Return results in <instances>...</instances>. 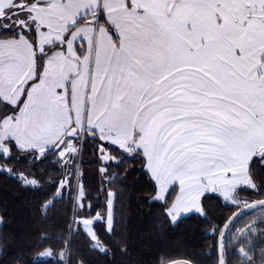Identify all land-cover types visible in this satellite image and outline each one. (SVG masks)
Segmentation results:
<instances>
[{
    "label": "snow or ice",
    "instance_id": "obj_1",
    "mask_svg": "<svg viewBox=\"0 0 264 264\" xmlns=\"http://www.w3.org/2000/svg\"><path fill=\"white\" fill-rule=\"evenodd\" d=\"M89 144L142 156L157 199L264 145V0H0V153Z\"/></svg>",
    "mask_w": 264,
    "mask_h": 264
},
{
    "label": "trees",
    "instance_id": "obj_2",
    "mask_svg": "<svg viewBox=\"0 0 264 264\" xmlns=\"http://www.w3.org/2000/svg\"><path fill=\"white\" fill-rule=\"evenodd\" d=\"M9 147L10 153H0V264H166L177 259L221 264L219 239L237 213L223 238V263H264V220L258 223L259 232L251 244L246 237L235 238L237 230L264 209L243 210L264 199V167L255 157L249 165L253 187L241 186L235 193L243 205L207 193L201 200L202 213L173 221L167 209L175 189L164 201L157 200V185L142 156L109 145L117 159L104 162L89 144L67 175L58 156L37 159L14 145ZM101 167L106 171H99ZM66 177L68 185L61 187ZM80 186L84 212L76 204ZM109 192L114 196L111 228L105 221L93 225L100 249L84 230H74V225L79 216L105 213ZM240 248L247 251V257ZM47 250L52 256L41 257Z\"/></svg>",
    "mask_w": 264,
    "mask_h": 264
},
{
    "label": "crops",
    "instance_id": "obj_3",
    "mask_svg": "<svg viewBox=\"0 0 264 264\" xmlns=\"http://www.w3.org/2000/svg\"><path fill=\"white\" fill-rule=\"evenodd\" d=\"M259 147H264V145H259V146L253 145L245 149L243 152L236 153L234 155V159L237 161V163L230 166L229 168L215 172H210L206 174L203 180L197 179L191 185L185 184L183 188L179 187L178 185H170V186L166 185L165 186L166 194L165 192H163L162 195L163 198L162 199L156 198V199L160 201H164L167 195L169 194V192L172 189H175L174 198L168 209L170 210L171 208L176 206L177 202L181 200V204H180L181 206L178 208L180 209L179 211H181V213H184L185 212L184 210L188 208L189 205L195 206L196 204H200L199 206L201 207L202 210L201 200L202 197L207 193H217L221 195L225 201L233 199L235 197L236 190L239 187L251 184V180L249 178V165L251 163L252 156L250 155V153L253 151V149L258 151ZM157 194H158V186H157ZM182 205L183 206L186 205V206L182 207ZM202 211L191 212V213H202Z\"/></svg>",
    "mask_w": 264,
    "mask_h": 264
},
{
    "label": "rangeland",
    "instance_id": "obj_4",
    "mask_svg": "<svg viewBox=\"0 0 264 264\" xmlns=\"http://www.w3.org/2000/svg\"><path fill=\"white\" fill-rule=\"evenodd\" d=\"M110 154L112 155L111 152H110ZM58 158L63 161L64 166L67 170V175H69L72 161L67 156H65V157L58 156ZM79 158H80V155L77 159H79ZM101 159H102V157H101ZM65 160H68V163H65L64 162ZM78 171H79V169H77V173H78ZM68 179H69V177H66L65 179H63L60 182L62 185L61 187L68 185ZM77 180H78V175H77ZM245 186L253 187V183L251 182L250 185H245ZM79 189H80V191H78V193L76 195V204H77V207L80 208V210L82 212H84V207L81 208L80 205L83 204L85 206L86 203L83 201V191H81V186ZM160 195L161 196L163 195V191L160 193ZM227 202H229L231 204H235V205H243V203H244V202L236 199V197H234L231 200H227ZM180 204H181V200H179V202H177L176 206H174L170 210L168 209V213H169V215L173 221H176L181 216L187 215L191 212L202 211L201 207L199 206L200 204H196L195 206L189 205V207L184 210L185 212L181 213V211H179L180 209H178L181 206ZM113 206H114V196L112 195V196H110L109 200L107 201V210L105 213L98 212L96 215H94L92 217L79 216L76 219V223L74 225V230L81 228L93 240L94 246H96L100 249H103L102 246L98 243V239L96 238V234H95L93 225L97 221H105L107 228L110 229L111 224H112ZM185 206L182 205V207H185ZM262 220H264V209L259 210L257 212L256 216L252 220H250L242 228H239L236 232L235 238L237 239L238 237H246L247 243L251 244L252 243L251 239H254L258 235V232H259L258 223ZM0 227H1V217H0ZM239 252L244 257L248 256L247 251H245L242 248L239 249ZM40 256L41 257H49V256H52V253L50 250H47L44 253H42ZM248 263L251 264V262H248Z\"/></svg>",
    "mask_w": 264,
    "mask_h": 264
},
{
    "label": "water",
    "instance_id": "obj_5",
    "mask_svg": "<svg viewBox=\"0 0 264 264\" xmlns=\"http://www.w3.org/2000/svg\"><path fill=\"white\" fill-rule=\"evenodd\" d=\"M259 207H264V199L262 200H256V201H253L249 204H247L243 210L246 211V212H249V211H254L256 209H258ZM240 213H237L235 215H233L229 221L226 223V225L224 226L223 230H222V233H221V236H220V239H219V253H220V260H221V264H224L223 263V257H222V254H223V238H224V235L226 234V232L228 231L230 225L232 224V222L238 217ZM166 264H194L186 259H177V260H174V261H171V262H168Z\"/></svg>",
    "mask_w": 264,
    "mask_h": 264
}]
</instances>
